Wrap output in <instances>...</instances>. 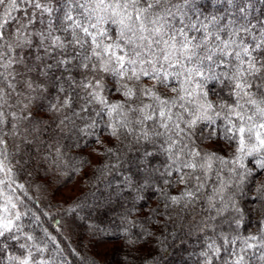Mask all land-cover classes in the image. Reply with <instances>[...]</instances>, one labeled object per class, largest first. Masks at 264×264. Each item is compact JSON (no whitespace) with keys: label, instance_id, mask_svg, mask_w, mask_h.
<instances>
[{"label":"snow or ice","instance_id":"1","mask_svg":"<svg viewBox=\"0 0 264 264\" xmlns=\"http://www.w3.org/2000/svg\"><path fill=\"white\" fill-rule=\"evenodd\" d=\"M55 3L57 7L52 6L53 0H0V173L8 177L0 179V185L11 186L15 182L9 176L12 165L5 139L8 132L3 129L16 136L20 124L27 121L30 131L40 135L43 129L39 125L45 121L32 115L31 93L43 89L30 74L47 77L54 67L63 68L65 73L76 68L89 74L83 82L70 75L64 78L69 90L78 86L84 92L82 97L76 93L80 111L73 108L72 117L83 119L88 130L94 132L103 124L111 137L131 136L137 144L141 140L155 144L163 138L161 147L174 163L181 155L187 157L181 161V167L191 170V174H182L180 182L187 185L191 180L192 184L179 196L170 198L173 204L183 202L188 207L200 199L204 182L198 173L204 174V180L209 179L207 174L214 162L245 169L246 157L264 154V20L252 15L259 10L256 5H264V0H208L207 4L202 0H55ZM29 6L39 16L28 12ZM17 12L22 15L16 16ZM45 14L47 33L36 31L34 25ZM13 23L15 26L9 31ZM54 31L66 34V39L54 35ZM34 38L46 53L51 48L64 58H57L55 65H29L17 50L33 47ZM106 75L113 80L111 91L118 92L121 100L113 102L104 95ZM144 78L152 82L151 86L143 83ZM209 82L228 87L232 102L222 100L214 104L209 100ZM56 87L58 92H65L59 80ZM72 102L71 95L65 92V99L58 105L49 104L48 108L60 112L65 107L71 108ZM221 112L227 121L223 139L235 149L231 161L215 152L202 155L199 149L189 147L198 124L205 123L206 127L214 124V117ZM72 117L65 116L57 122L60 132L64 131L61 125L75 127ZM152 155L144 151L145 157ZM259 166L264 169V157L260 158ZM176 171L179 173L181 169ZM230 171L237 172V168ZM168 174L171 175V170ZM248 174L237 172L240 182ZM226 187L221 181L212 189L214 195L206 197L208 210L213 219L223 216L221 223L238 228L239 215L226 213L239 214L240 208L231 197L226 203L220 195ZM11 208L16 205L11 204ZM3 211L6 215L0 216V237L18 239L15 233L21 230L16 224L20 213L11 212L8 207ZM219 235L220 246L213 241L206 247L212 255L224 247L228 253L224 264H250L253 257L264 260V252L257 257L255 251L257 247L264 250V231L247 237ZM237 243L239 250L225 247ZM209 252L202 255L208 259ZM20 264L30 261L24 258Z\"/></svg>","mask_w":264,"mask_h":264},{"label":"trees","instance_id":"2","mask_svg":"<svg viewBox=\"0 0 264 264\" xmlns=\"http://www.w3.org/2000/svg\"><path fill=\"white\" fill-rule=\"evenodd\" d=\"M202 2L207 4L208 0ZM52 6L57 7L55 0ZM256 8L259 10L252 15L264 20V5L257 4ZM28 12L39 16L30 6ZM57 14L53 13L54 16ZM15 15L19 17L22 13ZM47 24L45 14L34 28L47 33ZM14 26L13 23L9 31ZM54 35L66 39V34L60 31H54ZM32 43L31 48L17 50L29 65H55L57 58H64L58 57L51 48L46 53L35 38ZM70 53L71 49H68ZM30 75L43 89L31 93L32 115L36 119L42 118L45 123L39 125L43 129L39 136L30 131L27 121L20 124L19 135L13 136L11 130L3 129L8 132L5 139L12 165L9 176L15 182L11 186L0 185V216L6 215L5 207L11 212H19L21 218L16 224L21 230L15 233L18 239L0 237V264H20L24 258H28L30 264H208L209 259L211 264H224L228 257L224 247L216 255L206 247L213 241L220 246V233L231 238L237 234L240 237L259 235L264 231V169L259 166L264 154L246 157L243 161L245 169L231 163L214 162L212 171L207 174L209 179L204 180V174L198 173L204 182L200 199L188 207H184L183 202L173 204L170 198L179 196L192 184L191 180L187 185L180 182L182 174H191V170L181 167V161L187 159L185 155L174 163L161 147L163 138L157 139L155 144L143 140L137 144L131 136L111 137L103 124L94 132L88 130L83 119L72 117L73 108L80 111L75 102L76 93L82 97L84 92L78 86L69 90L64 78L70 75L75 81L83 82L89 77L85 70L73 68L70 73H65L63 68L54 67L47 77L37 73ZM57 80L73 100L71 108L65 107L60 112L48 108L49 104L58 105L65 99V92L57 91ZM143 83L146 86L152 84L147 78ZM104 84V95L110 101L122 99L118 92L111 91V77L106 75ZM208 89V99L214 104L222 100L232 102L229 88L224 84L209 82ZM161 91L167 92V89ZM65 116L73 118L75 127L61 125L64 131L60 132L57 122ZM214 121L208 127L205 123L198 124L189 147L199 149L202 155L215 152L231 161L235 149L223 139L227 123L225 113L214 117ZM77 128L84 132H78ZM106 149H112V152ZM145 150L153 155L145 157ZM177 168L181 169L179 173ZM232 168L250 174L240 182L237 172L230 171ZM0 179L8 177L0 173ZM221 181L227 187L220 195L226 203L229 197L234 199L241 210L239 214L226 213L239 215L238 228L234 224L221 223L223 216L213 219L208 210L206 197L214 195L212 189ZM67 188H75L76 193L58 200ZM215 198L219 204V196ZM11 204L16 208L12 209ZM28 236L32 239H26ZM225 247L239 250L240 244ZM255 251L257 257L264 252L259 247ZM205 252H209L208 259L202 255ZM250 264H264V260L253 257Z\"/></svg>","mask_w":264,"mask_h":264},{"label":"rangeland","instance_id":"3","mask_svg":"<svg viewBox=\"0 0 264 264\" xmlns=\"http://www.w3.org/2000/svg\"><path fill=\"white\" fill-rule=\"evenodd\" d=\"M220 145H222L220 143ZM224 146V144H223ZM76 193V189L75 188H67L65 189L63 192H61L62 196H58V200H62V199H67L70 196H73Z\"/></svg>","mask_w":264,"mask_h":264}]
</instances>
